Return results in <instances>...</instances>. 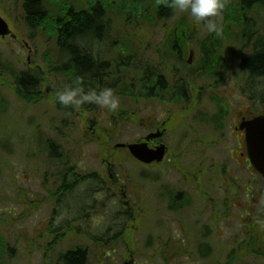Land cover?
<instances>
[{"label":"rangeland","instance_id":"obj_1","mask_svg":"<svg viewBox=\"0 0 264 264\" xmlns=\"http://www.w3.org/2000/svg\"><path fill=\"white\" fill-rule=\"evenodd\" d=\"M61 1H67L75 6L72 0H49V9L53 11L55 3ZM113 1L123 10L129 9L128 6L131 4L130 0ZM22 2L23 0H0V17L7 22L12 34L16 36V40L11 37L0 38V56L2 63L10 66L15 74L21 75V72H26L32 75V72L38 68L46 66L48 58L55 60L56 48L50 37L52 36V33L49 34L50 31L46 32V36L39 30L32 31L26 27L22 20ZM223 2L225 7L218 15L211 16L212 20L207 27L199 30L198 34H193L192 40L195 42L199 40L201 43L213 36L224 38L225 30H233L234 33H237L236 29L239 33L247 32L249 28L246 27L251 22L256 24L259 31L264 34V9L254 8L248 13L247 18L252 20H244V14H241L244 22L242 26L235 27L227 17H233L234 9L238 8V1L223 0ZM169 3L171 12L161 14L158 20H150L147 24L140 22L143 23L140 25L137 19L131 16L135 18L138 29L129 30L134 26L133 23L126 24L122 16H112L113 38L122 40L128 38L127 34L131 35L134 53L128 61L126 71L136 88L137 58L145 62L155 56V61L157 41L163 39L165 42L174 38L180 42V45L190 36V25L198 23L189 12H181L174 8L173 0H162V4ZM96 4V1H92L93 6ZM78 8L80 10L82 4H78ZM98 45H92V49ZM110 46L111 44L107 42L95 49L99 61L114 57ZM230 53H233V50ZM239 53L247 54L246 48L240 47ZM3 75L10 76L11 73L1 72L0 77L2 78ZM232 75L239 76L237 64L232 69ZM232 75L229 74V81H232ZM50 80L49 84L44 81L40 86L43 100L31 106H26L17 97L15 87H6L0 83V264H58L57 256L75 247H82L86 252L85 264H124L128 260L130 264H264V255L244 253L252 245L254 248L252 252L258 251L264 254L262 241L264 239L260 240L257 237L259 232H264V225H262L264 223L254 225L256 222H264V218L252 216V221L238 222V238L236 239L220 231L216 235H211L207 240L211 256L206 257L210 253L206 251V247H201L205 240L194 230L193 223L189 222L191 217L168 214L167 228L163 230L157 227L153 213L148 211L145 214L140 199L144 191L147 208L152 210V207L160 203L155 202V190L159 189L163 181L165 185L169 182L176 188L174 193L189 192V184H184L187 180L179 174L180 172L189 174L200 168L198 163L192 162L193 166L189 167L188 163L191 162L189 159L178 158L184 151V149H176L178 140L169 143L166 161L152 168H146V171L142 170V165L135 160L132 161L127 153L118 151L112 161L115 162L113 173L119 181L118 187L111 191V194H116L111 199L114 206L109 205L105 215L102 213L104 207L98 206L95 212L91 213L90 221L88 223L79 221V224L75 225L79 229H75L72 226L74 220L71 217L74 209H69L71 211L69 214L67 208H61L55 204L50 197V192L44 189L46 179L48 178V184L54 183V174L62 168L61 165L66 163L80 168V174L93 172L103 175L107 165L104 160L110 152L103 151L102 144L108 141L110 146H113L140 140L148 133L147 130L143 131V127H148L149 117L156 106L145 107L147 102L140 101L139 108L137 100L121 98V93L112 88L111 91L115 93L113 95L119 103L115 110H111L102 101V94L108 90L105 85L107 79L98 84L92 93L88 92L86 95L82 90L72 89L65 75L60 73L52 75ZM201 83L207 88L203 87V90H194L189 93L190 105L184 111L181 109L188 118L190 116L192 119L198 108L209 107L211 102L209 98L221 96L230 98L232 104L237 103L236 96L240 93L235 85L229 84L227 87L211 90L210 87H215L213 80L205 78ZM262 88L264 84L261 89H257L259 90L256 93L257 102L262 98ZM70 92H75L76 95L73 100L65 104L60 96ZM84 97H91V99H84ZM240 104L247 106L244 100L240 101ZM59 105L69 108L70 112L61 109ZM214 107L208 111L209 116L215 112ZM127 112L130 114L124 117L125 120L115 121L118 119V113ZM230 117L225 126L226 132L230 131L232 116ZM131 118H136V122L133 123L134 119L131 122ZM164 118L165 116L162 119ZM200 126L209 125L202 123ZM168 138L172 140L171 137ZM48 141L53 142L59 151L64 152L65 158L60 165L49 160L51 150L47 147ZM225 147L230 151L234 147L229 138L214 148L206 147L202 156L203 165L207 168L217 166L219 170L224 171L222 163H225L229 155ZM231 169H234V166ZM144 175L149 179L146 180L148 184L141 180V176ZM238 175L241 180H244L248 173L246 170L239 169ZM198 180L201 182L205 180V184L208 183V180L204 179V174ZM258 181L255 189L264 191L262 182ZM86 185L89 186L90 183ZM191 186L195 187V185ZM168 187L172 188L171 185ZM47 188L51 192L54 190L53 186L48 185ZM81 189L83 187H79V190L77 187V190L71 194L68 193L67 201L77 198ZM232 193L233 191L230 193L225 191L221 196L223 204H217L215 207L217 213L224 215L223 217L229 214L241 219L245 218L242 217L243 215L251 214L249 210L251 203L250 205L245 203L244 196L232 199ZM191 196L194 200L195 197L192 194ZM96 198L99 199L97 196ZM255 201L256 204L259 200ZM122 203L129 204L132 211L131 218L121 213L124 210ZM70 207L73 208L74 205ZM212 214V208L208 207V213L204 218ZM261 214H264V204L261 206ZM67 221L72 228L65 231L61 239L57 240L59 235L52 231L51 224L66 225ZM185 223L186 226H184ZM221 226L227 230L226 226L223 224ZM210 227L212 231L216 228L213 224H210ZM251 238L254 240L251 241ZM47 247L53 250L48 258L43 260V252ZM130 256H132L131 259H129ZM232 257L236 259L231 260Z\"/></svg>","mask_w":264,"mask_h":264},{"label":"flooded vegetation","instance_id":"obj_2","mask_svg":"<svg viewBox=\"0 0 264 264\" xmlns=\"http://www.w3.org/2000/svg\"><path fill=\"white\" fill-rule=\"evenodd\" d=\"M238 2L241 3V0H238ZM243 19L252 20V18H247V13L244 14ZM207 25L202 22L192 23L189 30L190 36L184 39L180 45V42L174 38H170L165 42L163 39L157 41L155 44L157 52L155 61V56L150 60H145V62L137 58V88L135 87V90L139 108L141 103L144 102H147L145 107L156 106L155 111L149 117L148 127H143V131L147 130L148 133L141 138V143L145 142L146 138L149 137L147 142L149 148L155 149L159 146H164L166 154H168L169 143L178 140L176 149H184L182 155L178 156V158L189 159L191 161L188 163L189 167L193 166L192 162L198 163V167H200L189 174L182 172L179 174L187 180L184 184H189V192L177 191L174 193L176 188L169 182L165 185L163 181L159 185V189L155 190V202L158 201L160 203L152 207V210L148 209L144 199V191L140 195L142 208L145 214L148 211L151 214L153 213L157 227L163 228V230L167 228L168 214H177L185 218L191 217L189 222L193 223L194 230L200 233L201 238L205 240L201 247L207 248L208 246L209 249L208 238L211 235H216L219 231L230 235L232 239L238 238L237 222L242 219H236L235 216L223 217V215L217 213L215 208L217 204H223L221 196L224 195L225 191L227 193L233 191L232 199L244 196V202L249 205L251 203L252 206H249V210L253 213L259 204H263V201L255 204V200H259L264 195V191L255 189L260 177L250 167L246 154L245 131L241 130V125L260 115H264V88L261 92L262 98L257 102L256 93L259 90H257L256 86L259 83L258 77L249 70H244L243 67V62L256 52L254 49L255 40H258L259 43H264V34L259 31L256 24H253L254 29L247 30V32L239 33V30L236 29L237 34L234 35L233 40L209 38L201 43L199 40L196 42L192 40L193 34H198V31L207 27ZM107 28V35L100 41H93V45L99 44L98 47H100L109 42L111 44L110 48L113 49L114 57L102 62L99 61L97 51H95L98 47L91 50V57L97 58L101 66L105 65V72L99 78L107 79L105 85L108 90L114 88V91L122 94V91L126 90L129 79V74L126 71V62L133 57L134 48L132 44L128 45L127 39L118 40L113 38L111 32L114 29V24L112 22L109 23ZM186 31L188 30L186 29ZM238 33L241 37H239ZM128 47L131 49L129 50ZM240 47H245L247 54L241 55L239 53ZM232 50L233 53H230ZM208 55H210L209 59H207ZM236 64L239 76L235 77L232 75V69ZM229 74L233 76L232 81H229ZM205 78L213 80L215 87H210L211 90H215L218 87L224 88L229 84L235 85L238 93H240L239 96H236L237 103L232 104L230 98L221 96L219 98H209L211 101L209 107L205 109L198 108L192 119L190 116L188 118L182 113V110L184 111L190 105L191 98H189V93L194 90H203V87L207 88L201 83ZM243 100L247 103V106L240 104V101ZM140 101L142 102L140 103ZM212 105L215 106V112L209 116L210 113L208 111L213 107ZM161 110H163L162 113ZM230 115L232 116L230 131L226 132L225 126ZM164 116L165 118L162 119ZM187 118L188 120H186ZM202 123H206L209 126L201 127L200 124ZM168 137H171L172 140ZM226 138L231 140L234 147L231 151L227 147L224 148L226 152H229L225 163H222L224 171L219 170L217 166L205 167L202 160L205 148H214ZM109 149L110 146L106 147L107 152H109ZM111 153L112 159L110 160L113 161L117 151H112ZM105 162L108 161L105 160ZM154 166L157 165L143 166L142 170L146 171V168ZM233 166L234 169H231ZM105 168V175L92 172L91 174L86 173L89 174L87 176H80L78 168L59 169L56 172L57 176L55 179L60 182L48 184L47 178L44 189L46 192L49 191L52 196H55L56 202L60 201L58 205L61 208H67L69 214H71L69 209L75 210L72 212V220L78 221V223L79 221L88 223L90 221L89 217L92 216L91 213L95 212L98 206L104 207L102 213L105 215L108 212L107 207L113 205L112 196H116L115 193L111 194V191L118 187L119 184L117 177L113 173L114 167L109 165ZM239 169L246 170L248 173L244 180H241L238 175ZM203 174L204 179L209 180L207 184H205V180L204 182L198 180ZM145 175L141 176V180L148 184L146 180L149 179ZM212 175L214 176L211 177ZM86 183H90V185L88 186ZM48 185L49 187H54L53 192L47 188ZM168 185H171L172 188L168 187ZM191 185H195V187L193 188ZM77 187L78 190L79 187H83L81 193L77 195V198L68 202L66 195L77 190ZM190 193L195 197L194 200ZM262 198L264 199V197ZM72 204L74 205L73 208L70 207ZM122 204L124 210L121 213L131 218L132 211L129 208V204ZM208 207L212 208L213 214L204 218L208 213ZM241 222L243 223V221ZM210 224L216 227L213 231L210 230ZM222 224L226 226L227 230L221 226ZM184 226H186V223ZM76 229L78 230L79 227H76ZM52 231L58 235H63L64 233L57 230ZM75 250L77 249L71 248L65 251ZM83 252L86 253L84 250Z\"/></svg>","mask_w":264,"mask_h":264},{"label":"trees","instance_id":"obj_3","mask_svg":"<svg viewBox=\"0 0 264 264\" xmlns=\"http://www.w3.org/2000/svg\"><path fill=\"white\" fill-rule=\"evenodd\" d=\"M92 1H96L97 4L93 6ZM73 2H75V6L67 1L56 2L53 11L49 9V0H23L22 2V20L25 22L26 27L32 31L39 30L46 36V32L49 33L50 31L49 34L52 33L50 37H52L56 48L55 60L48 58L46 60V66L44 68H38L36 71L32 72V75L24 73H21V75L15 74L10 66H5L2 63L0 56V73H11V77L4 75L2 78L0 77V83L6 87H15L14 90L17 93V97L26 106H31L37 101L43 100L40 86L44 81L49 84L52 75L59 73L65 75L69 79L72 89H78V87L86 88L91 76L95 81L100 83L104 81L99 77L105 72V65L101 66L97 58L91 57V50L93 41H100L107 35V27L113 19L112 16H122L126 24L133 23L134 26L129 29L132 30L139 28L135 18L139 23L143 22L147 24L150 20H158L161 14H168V12H171V2L169 4H162V0H130L131 4L128 6L129 9L125 10H123L122 7L118 8L113 0H72V3ZM78 4H82L81 11L78 8ZM237 7L238 8L234 9L233 17H227L230 22H233L232 25L235 27L242 26L244 22L241 14H248L254 8L264 9V0H241V3L238 4ZM181 21L182 19L180 22ZM143 23H140V25ZM246 28L253 30L254 27L252 22L249 23ZM224 34V38L233 40L234 35L237 33H234L233 30H225ZM238 35L240 37L239 33ZM127 37V43L130 46L132 44L130 40L131 35L127 34ZM216 37L217 36H213L210 38ZM128 49L130 50L131 48L128 47ZM254 49L256 51L255 54L243 62V67L244 70H249L252 74L257 75L259 83L262 84H258L256 88L261 89L264 84V43H259L258 40H255ZM66 57L70 59V68L65 66L62 67ZM209 57L210 55L207 56V59H209ZM128 61L126 62V67H128ZM74 78L79 80L81 85L77 86ZM122 95L128 99L136 100L137 94L135 92V86L127 84L126 90L123 91ZM59 107L66 112H70L69 108L61 105H59ZM48 142L47 147L51 150L49 160L60 165L65 158L64 152L59 151L53 142ZM54 150L59 153V157L53 155ZM69 165V163H66L61 166L66 168L69 167ZM59 203L60 201L58 200L57 205ZM67 223L68 221L66 225L62 223L59 226H54L52 223L50 228L59 232L67 231L72 228L71 224ZM61 236L63 235L60 234L57 240H60ZM263 236L260 240L264 239ZM250 240L253 241L254 239L251 238ZM262 241L264 243V240ZM55 243L56 240L54 241V244ZM250 246V248L245 250V254L264 255L258 251L252 252L254 248L252 245ZM75 249L77 250L65 251L59 254L57 256V263L85 264L84 249L82 247H75ZM52 250H50L49 247L44 250L43 260L48 258Z\"/></svg>","mask_w":264,"mask_h":264},{"label":"water","instance_id":"obj_4","mask_svg":"<svg viewBox=\"0 0 264 264\" xmlns=\"http://www.w3.org/2000/svg\"><path fill=\"white\" fill-rule=\"evenodd\" d=\"M209 19L210 17L204 19L203 22ZM10 34L11 31L7 23L0 17V37L4 38ZM245 128L249 159L253 167L264 177V116L245 123ZM123 146L120 145V147ZM128 149L136 159L143 163L160 162L164 157L163 147L153 151L148 149L146 144H132L128 145Z\"/></svg>","mask_w":264,"mask_h":264},{"label":"clouds","instance_id":"obj_5","mask_svg":"<svg viewBox=\"0 0 264 264\" xmlns=\"http://www.w3.org/2000/svg\"><path fill=\"white\" fill-rule=\"evenodd\" d=\"M172 6L181 12H189L191 17L199 22L208 17L218 15L220 10L225 7V4L223 0H173ZM75 95V92H70L61 95L60 99L67 104L73 100ZM84 99H91V97H84ZM102 101L111 110H115L119 103L111 90H105L102 94Z\"/></svg>","mask_w":264,"mask_h":264},{"label":"bare ground","instance_id":"obj_6","mask_svg":"<svg viewBox=\"0 0 264 264\" xmlns=\"http://www.w3.org/2000/svg\"><path fill=\"white\" fill-rule=\"evenodd\" d=\"M57 31H58V30H57ZM69 61H70V59H68V58L66 57L65 60H64V62H63V64H62V67L65 66V67H67V68H70V66H69ZM74 80H75V82H76L75 84H76L77 86L81 85V84H80L81 82H79V80H77L76 78H74ZM98 84H100V82L95 81L94 78L91 76V78H90V80H89V82H88V84H87V87H86V88L78 87V89H79V90H82V91H86V92H90V93H92V92L95 90V88H96V86H97ZM124 95H125V93H124ZM0 109H1V105H0ZM53 155L56 156V157H59V156H60L59 153H58L56 150L53 151Z\"/></svg>","mask_w":264,"mask_h":264}]
</instances>
